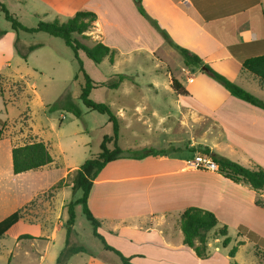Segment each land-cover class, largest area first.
<instances>
[{"label":"crops","instance_id":"1","mask_svg":"<svg viewBox=\"0 0 264 264\" xmlns=\"http://www.w3.org/2000/svg\"><path fill=\"white\" fill-rule=\"evenodd\" d=\"M0 2L18 19L22 9L25 11L30 5L36 6L31 14L39 21H53L48 20V15L70 19L79 11L95 13L97 20L91 28L94 31L87 35H93L95 42H102L114 50L125 48L124 43L135 39L140 40V43L135 42L140 47L148 41L154 56L166 48L163 37L140 14L134 0ZM141 5L175 45L198 56L218 74L264 103V85L243 69L245 60L264 55V0H141ZM6 31L0 43L11 37L14 46L18 34L10 26ZM109 32L114 37L109 36ZM183 70V83H180L188 95L174 93L169 82L177 97L173 102L177 110L161 111L149 104L133 106L134 116L147 125L151 136L134 139L131 147L123 149L151 148L165 150V154L141 160L121 158L109 163L99 173L90 192L88 204L100 222L98 232L108 245L130 257L133 264H218L211 241L207 259H199L184 244L179 220L189 207L209 210L222 225L233 222L238 231L245 227L264 239V189L256 190L243 180L236 182L217 171L188 165L198 153L193 150L204 146L245 167L264 168V109L232 96L220 83L203 73L204 69L186 67ZM150 87L158 93L154 84ZM77 169H67L56 182ZM70 192L72 198L68 199ZM78 198L74 196L73 184L54 193L46 203L49 214L45 218V215L38 217V241L54 244L61 230L66 240V205ZM57 206L62 209L60 222L54 210ZM13 212L15 210L9 211L0 221ZM75 233L78 234L76 230ZM238 237L243 244L252 242L246 236H239V232ZM85 247L91 254L74 255L67 264L75 261L79 264H122L120 258L104 246L100 253ZM61 251L56 250L50 264H55ZM44 260L45 255H41L40 261ZM261 261L260 264H264V258Z\"/></svg>","mask_w":264,"mask_h":264},{"label":"rangeland","instance_id":"2","mask_svg":"<svg viewBox=\"0 0 264 264\" xmlns=\"http://www.w3.org/2000/svg\"><path fill=\"white\" fill-rule=\"evenodd\" d=\"M34 7L36 6L30 5L26 8L27 11L22 9V14L17 18L29 28L37 27L39 22L31 14ZM57 18L48 15V20H59L62 23L69 20L66 17ZM9 26L0 11V33L8 30ZM108 34L114 37L110 32ZM75 37L90 46L96 43L92 37ZM136 41L140 43L139 39H135L134 42L124 43L125 48L115 49L114 64L108 58L95 64L83 52L79 53L84 69L98 84L90 98L108 104L120 121L119 146L122 149L131 147L134 139H147L151 136L147 132V125L134 116L133 106L149 104L161 111L177 110L173 104L177 97L171 91L169 82L173 77L183 83V68H186L181 54L165 40L166 48L156 52L155 56L148 41L142 43L148 46L141 47ZM12 42L13 39L7 37L0 43V119L3 121L0 124V218L9 211L20 210L22 223L0 239V264H50L56 250H63L65 247V233L63 230L59 231L54 244L38 241V217L45 215V218L49 214L47 201L58 189L73 184L75 172L56 181L67 169L79 168L87 158L100 152L103 137L112 135V125L106 115L88 110L78 99L82 79L73 81L78 63L74 52L62 39L44 33L31 35L20 32L14 46ZM38 45L41 47L30 52V47ZM17 51L27 55V60ZM118 74L133 77L138 86L129 81H125L118 90L99 86ZM151 84L156 86L158 93L151 90ZM65 94L82 110L81 118L63 110L50 111V107ZM158 136L163 137L162 134ZM39 141L48 146L54 162L47 168H42L43 170L15 175L12 170V149ZM55 182L54 186L47 189ZM45 189L43 193L42 190ZM74 196L81 197V191L74 193ZM67 198H72L71 192ZM60 209L58 206L54 208L59 222L63 220ZM65 215L67 216V212ZM229 223L227 231L231 242L227 248L223 247V240H211V249L218 255V264L262 263L264 247L250 241L238 246L234 259L229 257V251L240 241L239 231L232 225L233 222ZM219 226L223 225L220 223ZM74 229L78 234L74 230L71 244H83L97 253L103 251V244L94 237L93 227L81 206L77 207ZM21 235H30L35 239H20ZM41 255H45L44 261H40ZM77 262L72 264H79Z\"/></svg>","mask_w":264,"mask_h":264},{"label":"trees","instance_id":"3","mask_svg":"<svg viewBox=\"0 0 264 264\" xmlns=\"http://www.w3.org/2000/svg\"><path fill=\"white\" fill-rule=\"evenodd\" d=\"M134 1L140 14L149 19L150 23L161 34L164 40L181 54L185 67L192 69H202V67H204L202 72L208 74L218 83H220L232 96L264 109V103L261 100L234 82L218 74L208 64H205L204 61L198 56L190 54L188 50L175 45L170 39L169 35L164 30L160 29L155 21L148 17L141 5V0ZM0 11L3 13L5 20L9 23L10 29L16 34L20 32L31 35L44 33L52 37L60 38L64 41L66 46L74 52V57L78 63V70L73 78V81H77L80 78L82 79L80 83V95L78 99L88 110L106 115L112 125V135H106L103 137V140L100 144V152L87 158L84 163L74 171L75 175L72 182L73 191L74 193L81 191V197L71 200L66 205L68 219L66 223L65 247L59 253L55 264H67L70 258L77 254H91V252L84 245L71 244L70 239L74 232V226L76 223L77 206L82 207V211L86 219L93 227L94 237L101 241L104 248L116 254L120 258L122 264H133L131 263L130 257H125L120 251L108 245L103 236L98 232L100 222L94 217L88 204L90 192L99 173L109 163L121 158L141 160L149 156H162L166 151L154 150L151 148H145L142 150H123L119 146L120 121L118 117L114 114L108 104L96 102L90 98L92 91L98 87V84L93 81V79L84 69V64L79 53L83 52L87 58H89L95 64L102 63V61L106 58L109 59L111 64H114L116 51L102 42H96L93 46H90L81 42L75 37L79 36L83 39H91V37L87 35V32H89L90 29L94 27V24L97 20L95 13L79 11L65 23H62L59 20H40L37 27L29 28L22 24L13 14H11L6 6L1 2ZM262 18L264 23V12L262 13ZM6 33V30L2 31L0 33V38L5 36ZM39 47H41V45L30 47V52L35 51ZM17 53L21 55L23 59L27 60V55H23L19 51H17ZM243 69L257 77L264 85V55L245 60L243 62ZM125 81L135 83L133 77L124 74H118L113 79L101 83L99 86L110 90H118ZM170 82L174 93L178 95H188V91L180 83V81L172 77ZM57 110H63L68 113H72L77 118L82 117V110L73 100L69 98V95L67 94L63 95L62 98H60L53 106L50 107V111ZM0 124H3L1 119ZM1 135L2 129L0 127V139ZM193 152H199L200 154L210 156L216 165V171L222 176L230 178L236 182L243 180L256 190L264 189V168L260 166L253 168L245 167L237 162L231 161L228 158L213 153L209 147L198 146L196 150H193ZM11 156L12 170L15 175L42 169L54 162L48 146L43 141L15 147L12 149ZM59 184L61 186V183ZM21 219V211L17 210L0 221V239H2L6 234H9L18 225ZM179 224L183 233L184 244L189 249H191L199 259L209 258L210 255L208 247L211 239L222 238V244L224 248H227L230 245L231 241L228 237L227 226L223 225L222 227H219L220 222L217 216L209 210L199 207H189L181 215ZM239 236H246L256 245L264 247V239L260 238L257 234L249 231L245 227H240ZM20 239H35V237L30 235H21ZM242 244L243 242L240 241L237 246H234L229 251V257L231 259L236 257L238 246Z\"/></svg>","mask_w":264,"mask_h":264},{"label":"built area","instance_id":"4","mask_svg":"<svg viewBox=\"0 0 264 264\" xmlns=\"http://www.w3.org/2000/svg\"><path fill=\"white\" fill-rule=\"evenodd\" d=\"M188 165L197 169L216 171V165L212 158L204 154H196L194 159L188 162Z\"/></svg>","mask_w":264,"mask_h":264},{"label":"water","instance_id":"5","mask_svg":"<svg viewBox=\"0 0 264 264\" xmlns=\"http://www.w3.org/2000/svg\"><path fill=\"white\" fill-rule=\"evenodd\" d=\"M202 69H204V67H202Z\"/></svg>","mask_w":264,"mask_h":264}]
</instances>
